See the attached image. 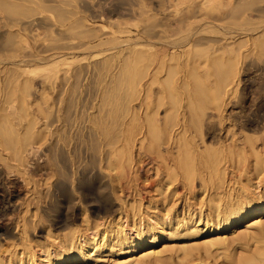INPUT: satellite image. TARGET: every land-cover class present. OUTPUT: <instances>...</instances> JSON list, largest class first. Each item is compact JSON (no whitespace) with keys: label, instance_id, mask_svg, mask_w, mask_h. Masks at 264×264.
<instances>
[{"label":"bare ground","instance_id":"6f19581e","mask_svg":"<svg viewBox=\"0 0 264 264\" xmlns=\"http://www.w3.org/2000/svg\"><path fill=\"white\" fill-rule=\"evenodd\" d=\"M84 1L85 0H0V162H3L5 167H13L15 168L14 170L17 169L19 173H22L24 182H28L29 176L27 177V174L29 172L27 173L25 166L27 148L37 143L38 139L42 141V137L45 135L44 132H46H43V130L37 127L41 121L38 122V119L33 117V113L29 111V108L32 107L30 105H33V103H30V100H33L31 99V91L34 88V78L41 77V79H43V84L46 81L54 84L61 79L65 82L78 83L88 78L87 76L89 73H93L94 70L102 80H99L100 82L111 85V87L103 86L104 90L101 89V91L107 90L110 92L111 90L116 96H107L108 98H105L104 95V98L100 96L101 99L99 97L100 102L98 105L93 104L91 107H87V111H84L81 116L79 111L82 102L76 99V123L79 120L82 122L86 121L91 125L94 123V126L92 125V127H90V131L92 128V134L95 132L96 141L94 142L97 143H95V145H91V143L90 145L95 153L96 150L97 152L98 150L100 151L98 154H100L99 158L101 163L112 171L113 174H110L112 183L120 176H127V173H129L128 170L130 171V169H133L132 165L135 161H133L132 149L137 141H139V144L147 151H149L148 149L158 151L159 148L162 147V144L168 146V151L170 149L172 150L173 147L176 148V155L170 152V154L164 158V161L167 162L166 186L172 185L171 183L177 180L179 175H183L188 179L191 178L189 182L193 184L194 179H192V177L195 175L194 166L196 163L210 165L207 176H200L199 178L202 179V182L207 178L209 179L212 187L210 190H212V194L215 196L220 195L223 191H227L226 188L230 184L227 185V174L229 165L233 163L231 162V164H228L229 160H237V162L242 165L248 163L251 167L250 171L254 172L257 176L262 174L264 171V143L260 148L257 145V138L255 139L252 136L246 135L243 138V144L244 140L245 144L238 145L236 140H234L235 134L234 131H232L233 129L225 130L224 127V124L227 122L229 129L231 127L234 128V117L237 116L227 114L225 99L227 94L235 91L233 86L238 85L235 83L239 74L238 60L240 61V58L236 53L238 47L236 45H240V43L236 44V38L240 36L246 38L252 34L256 37L258 35L259 39L255 37L257 40H264V20L255 22L254 19V21H252L246 18V16H244L245 13L244 15L241 13L240 16H243V19L239 22L237 21L238 17L236 15H238L239 11L244 10L243 12H251L252 9L249 8L250 5H254V9L256 8L255 14L257 11L264 13V8L259 10L256 7L257 5L255 6L256 0H251L249 2L243 0L242 4L246 3L247 6L243 5L249 9L248 11L244 9V6H239V0L237 6H235V2H233L235 4L232 5V1L230 0L228 2L230 3L228 4L230 5V10L227 12V9L224 10L225 12H222V9H225L224 6L227 5L224 0H157V11H159V13H155L156 11H154L152 6L154 0H86L88 2V9L82 6V2ZM227 1L228 0H226V3ZM135 5H137V7ZM107 6L114 8L119 6L122 9L124 6H127L128 13L126 11L125 13L131 18H134L131 19L128 17V19L126 16L127 19L123 18L122 20L121 18H119L120 20L116 17L112 18V16L119 17L122 14L116 13V11L113 12L112 10L111 12L113 13H110L111 15L106 18L104 16L106 15L105 7ZM97 10L102 11L99 17L110 20L109 24L113 26L117 24L121 27L122 24L124 25L127 23L128 25L130 21H135L136 23L134 25L139 28V31L135 34L136 38L122 39L126 31H110L104 24L96 26L92 21L97 18L94 13ZM169 11H171V13L170 15L167 14L169 16L167 17L166 13ZM215 11L216 13L218 11L219 14L214 13ZM213 13L217 16H214ZM258 14L256 16H258ZM41 29L44 31L41 32ZM127 33L131 34L130 31H127ZM254 41L256 40H253V42ZM262 42L260 41V44L257 46L261 45ZM252 47L254 46L252 45ZM250 53H253V51ZM257 53L259 56L263 54L259 51ZM200 54L205 56L203 57L204 59L202 58L203 60L199 57ZM225 55L228 56V58ZM261 57L263 56H260V58ZM200 59L204 61L202 65L204 63L206 64L207 61H211V64L214 62L215 64H219L216 66L221 65L223 67L224 76L222 82L221 80L219 82H214V84H212L213 86L211 85L210 88L207 85L205 86L206 89L208 88L207 90L211 92L212 99L210 100H213L214 103L212 104V101L209 100L211 104L207 102V106L211 105L210 109L213 105L215 106L213 107L218 112L219 127H223L222 130H224L225 133L230 131L231 134L232 132V136L234 137L229 144L219 141L221 144L219 147L217 146L218 148H204V151H200L194 137L189 134V136L187 135L189 130L188 126L190 125H188L185 118H181L183 112L181 113L180 107H177L180 103L176 105V103H178L177 101L180 99V97L178 100L176 99V96L180 94L178 88L181 83L178 82V76L182 70L180 65L184 63V61L187 63L182 66H186L188 62H192L193 66L195 64V71L194 69L192 70L193 66H191L190 72L194 71L195 77L198 78V76H200L198 73L204 71L198 72L197 67L200 66ZM187 72L188 69L186 70V73ZM191 74L192 73H190V75ZM192 75L194 76V74ZM205 77L203 76L204 79ZM93 79H95V77ZM188 81H190V78ZM208 81L209 79L207 82ZM200 82H203V79L200 80ZM78 84L80 85V83ZM202 84L204 85V83ZM55 91L54 87L53 92ZM202 92L206 91L203 89ZM208 93L207 96L209 95L211 97ZM141 94L143 96L145 95V98L140 101L139 112H135L133 110V102H135L136 99L133 98V96L139 95L140 97ZM41 95L48 96L46 92H42ZM204 97H206V94L205 96L203 95V97L201 95L202 99ZM229 97H231V95ZM37 104L39 105V103ZM199 104L201 106V103ZM54 105L55 103L52 104L51 108ZM84 106H86L85 103ZM195 106H197V104ZM160 108L165 109L166 114L163 119L158 118ZM196 108L199 109L198 106ZM41 109L39 108L40 111H38L43 113V109ZM66 109L67 105L65 101L59 100L58 105L56 104V113L54 115V112L49 114L51 119L49 116H46L44 111V117L47 121L45 124L49 126L56 122L59 127L61 125L63 127L66 122H69L68 119H72L70 115H67L68 111L66 112ZM205 111L206 110H200V116L199 118L197 117V119H195L193 113H191L193 117L190 116L191 118L189 120H191L192 123L196 120L197 122L194 123L195 125L191 122L190 124L195 127L197 123L201 127L206 117ZM195 114L197 115V113H194V115ZM193 118L195 120H193ZM205 122L207 123L208 121ZM210 122L211 120L209 123ZM215 124L218 125L217 123ZM198 125L196 127H199ZM204 127L208 129V126ZM201 128L198 130H203V128ZM193 129L194 128L191 130ZM193 132L195 133L194 130ZM199 132L201 135L203 134L201 131ZM198 135L196 136L198 137ZM201 135H199V137ZM197 139L199 140V138ZM262 140H264V138ZM86 141L88 142L87 139ZM79 144L81 145V143ZM146 145H148V147L145 149ZM51 146H49V150L51 149L52 151L54 148ZM76 151L75 160L77 164L78 157H81L79 156L80 152L78 153L80 150L76 148ZM150 151L152 152V150ZM88 152L90 154V151ZM159 152V154H161V149ZM142 157L144 158V156ZM160 157L162 159V155ZM99 158L97 159L99 160ZM140 158L139 156L137 159L141 161L142 158ZM60 160L59 158H49L53 173L54 175L60 174L62 177L69 179L66 165L62 166ZM147 160L144 162L145 165L148 162ZM11 161L15 164L10 163ZM65 161L64 163L66 164ZM139 165L142 166L143 164L138 163V166ZM80 167L76 165V175L85 173L86 169L80 170ZM143 167L144 166H142V168ZM102 168V170H106L104 167ZM139 169L140 168L134 166V171L138 175H140L138 173ZM155 169L158 170V168ZM1 172L2 170H0V176ZM60 175H58V177ZM228 176L230 178V175ZM1 178L2 177H0V179ZM248 182H250L249 178ZM111 188L113 194L116 195L117 189L115 185L111 184ZM247 188L249 187L245 186V188H242V195L239 196L236 194V200H234V194L232 195L229 189L227 196L228 200L225 206L216 203V201L223 199L222 196L218 199H212L209 203L211 207L209 212L211 213L206 216L204 214V219H202V213L199 214V216L195 214L196 217L193 216L194 213L192 216L188 215V219L185 217L180 218L177 216L178 214L172 215V213H170L171 215L166 218H164V216H161L163 218H157V216L150 217L138 225L135 223L134 219H127V222L123 221L121 212L116 207V201H111L110 204L112 207L108 210L109 212H107L108 214L112 213L113 217L110 220H106L105 226H102L103 228L98 229L97 227H89L88 232H83L77 229V226H72L71 230H69L67 234L65 233L66 235L63 237L59 236L60 244L53 250H45L42 255L36 257V255L31 254L28 249L24 247L22 254H26V259L20 258L16 251L10 253L7 258H3L1 252L0 264H99L103 261L101 257H99V253L111 252L116 244L119 246L120 254L128 258V260L121 262V264H142L148 260L149 257H159L162 254V251L155 249V244L157 241L166 239V228L170 230L169 237H172L178 230V226L181 225L194 233L202 229L208 234L205 247L221 246L226 248L225 246L229 247V245L226 244L230 240V235H227V233L229 232L231 235H234L235 239H233V241H241L242 237L240 235L241 238L236 236L235 229L241 225L247 224L245 229L247 234L246 240L255 242V244L258 245L257 242L260 241L258 238L264 236V189L261 187L262 190H259V187L256 186L254 192H247ZM48 192L49 191H47V193ZM9 193L3 194L0 202L2 201L4 203L6 210L11 211L12 208L14 209V197ZM20 204L22 205V216L16 221L11 218L7 220L0 227V237L3 236V234L10 235V233L13 232L12 226L15 225H17V228L22 227V233L26 237L30 224L28 216L29 205L26 200ZM84 212L86 213V211ZM69 225L71 224L67 220L65 226ZM201 226L202 228L200 229ZM221 229L226 231L223 235H220ZM254 230H256V232H254ZM2 239L3 237L1 240ZM239 245L242 244L239 243ZM263 245L261 246L263 247ZM255 247L254 249H256ZM260 247H258L259 249L257 248V250L253 248L251 251L248 250L251 252L249 255L243 253L246 255L243 256L242 254L237 260L234 259L235 262L233 264H259L264 261V247L261 249ZM183 250L187 251V247H184Z\"/></svg>","mask_w":264,"mask_h":264},{"label":"rangeland","instance_id":"374dc122","mask_svg":"<svg viewBox=\"0 0 264 264\" xmlns=\"http://www.w3.org/2000/svg\"><path fill=\"white\" fill-rule=\"evenodd\" d=\"M229 1L230 0H228L226 3V0H224L225 4L227 5L224 6L225 9H222V12H225L224 10L226 9H227L226 12L230 10V5H228L230 4L228 3ZM231 1H232V5L235 3H236L235 6L238 5L237 4L238 0L236 1L231 0ZM247 1L249 2L251 0H247ZM84 2H82V6L83 7L85 6L84 8L88 9L89 8L88 2L87 1H86L87 3L86 2L84 3ZM242 2L243 0L242 1L239 0L238 3L240 4L239 6L243 7L244 5H246V3H243L244 4L243 5ZM255 2L254 3H255V6L257 5L256 6L257 9L260 10L264 8L263 0L261 1L256 0ZM135 6L137 7V5ZM152 6L154 8V11H156L155 13H159V11H157L158 9L157 0L153 1ZM246 6H244L245 7L244 9L248 11L249 9H247ZM249 8L254 11L251 10L250 13L249 11L243 12L244 10L239 11L238 15H236L238 17L237 18L238 22L243 19V16L242 17L240 16L241 13L243 15L245 13L244 16H246V18H249V20L251 19L252 21L255 20V22H260L264 20V13L257 11V13L255 14L256 8L254 9V5H250ZM94 13L96 14L97 18H95L94 19L95 21L93 20L92 22L96 26H100L104 24L109 28L110 31H116V30L126 31V33L122 36V39H127V38L135 39L136 38L135 34L139 31V28L136 25H134L136 23L135 21H130L128 25L127 23H125L124 25L122 24L121 27L118 26L117 24H114L113 26L109 24L110 20L106 19L109 16L108 14L105 13L106 15L104 17L106 18L103 19L99 17L102 11L97 10ZM170 13L171 11L167 12L166 16L169 17L168 15H170ZM214 13H216V11ZM216 14H219L218 11ZM249 14L250 15L252 14V15L250 16ZM257 14L258 16H256ZM125 16L127 18L128 17L131 18L127 14L123 16L120 15L119 17L112 16V18L116 17L118 19L121 18L122 20L123 18L124 19L126 18ZM214 16H217V15H214ZM133 18L134 17H132L131 19ZM41 30H42L41 32L44 31L43 29ZM127 31H130L131 34L129 33L130 34L129 35ZM255 37H256L255 35L251 34L250 36L246 38L243 36L236 38V44L240 43V45L238 44L236 45L238 46L236 53L238 54L240 58V61L238 60L239 74H238V77L236 78L237 81L235 83L238 85H234L235 87L233 86V89L235 91H232L233 93L231 92L227 94L225 96V99H226V106L228 107V108L226 107L227 114H231V115L233 114L234 116L236 115L237 116L234 117V120H235L234 128L231 127L229 129L227 126V122L226 124H224L225 130L233 129L232 131H234L235 138L232 136V132L231 134H230V131L228 133L226 132L228 134L227 135L225 131L222 130L223 127H219L220 126L219 116L217 115L218 114L217 110L214 108L215 106L213 105L214 107L212 106L211 109H210L211 105L207 106L208 103L211 104L209 100L212 99V94L211 92H209V90H207L208 88L206 89L205 86L207 85L210 88L211 85L214 84V82H219L220 80L222 82V79L224 76L223 67L221 65L216 66L219 64H215L214 62H212L213 64H211L210 63L211 61H207L206 64L204 63L205 65L203 64L204 65L203 66L202 63L204 61H201V59L205 56H202L200 54V56L199 55L198 56L201 57V59L199 60L201 61V63H200V66L197 67L198 72L203 71V70L205 72L204 71L202 73L200 72L201 74L198 73V75H200L201 77L198 76L197 78L195 77V72H194L195 64L193 66L192 62L191 63L188 62V64L186 65L187 67L182 66L187 63L186 61H184V63L180 65V67H182L181 68L182 70L180 71L181 74L179 73L178 82L179 83L181 82L180 83L181 87L178 84L180 94L176 96V99L178 100V98L180 97L181 102L179 99L176 105L180 103L177 107L178 108L180 107L181 110L180 109L179 110L181 113L182 112L185 113V114L183 113L181 114L182 115L181 118H185L188 125H190L188 126L189 130H188L187 135L189 134L190 136L194 137V140L196 141V144L198 148L200 149V151L202 150L204 151L206 148H213V149L214 147L218 148L222 142L229 144L232 142L233 138L234 140H236V143L238 145H244L245 140L243 144V138L246 135L252 136L255 139L257 138L258 139L257 141L258 143L256 142L257 145L260 148L261 146H263L264 140L262 139L264 138V52H263L264 40L263 39L257 40L259 39L258 35L256 37L257 39ZM253 40H256V41L253 42ZM260 41L261 42L263 41L262 44L257 46L258 44H260ZM252 45L254 47H252ZM257 50L263 53L262 55L260 54V56H263V57L260 58V56L257 53L258 52ZM251 51H253V53H250ZM226 57L228 58V56ZM208 65H209V68H208ZM191 66H193L192 70L194 69V71L192 72H190ZM202 66H203V69H202ZM187 69H188L189 74L188 72L186 73ZM190 73L194 74V76L192 74L190 75ZM203 74H205L206 77ZM202 75L205 77V79L203 78ZM188 76L190 78V81H188L189 79ZM87 77L88 78L82 81L83 83L78 82L80 83V85L76 82H65L62 79L56 81L54 84L52 82H47V81L44 82L43 84V79H41V77L34 78V82H33L34 88L31 91V95H32L31 99L33 100L32 101L30 100V103H33V105L32 104L30 105L32 107H30L31 110L29 108V111L30 113H33L32 114L33 117H36L38 119V122L41 121L39 122L38 124L39 126L37 125V127L40 128V130H43V132L46 131L44 132L46 136L43 135L42 141L41 139L40 140L38 139V141L36 140L37 143H34L35 145L33 144L32 146H29L27 148L28 150L26 151V154H25L26 159H27L25 161V166H26L27 173L29 172L27 174V177L29 176L28 182L26 183L24 182L22 173H19L17 169L14 170L15 168L13 167L9 168L8 166H7L8 167L7 169V167H5L3 162H0V170H2L1 176H0L2 177L0 179L1 180L0 181V200L3 194H8L9 192H10L9 194H11V196L14 197L13 199L14 209L12 208L13 211L12 209L11 211L6 210L4 203L2 201L0 202L1 203L0 204V227L10 218L16 221L20 218V216H22V213H21L22 205L20 203L25 202V200L28 202V205H29L28 206V210H29L28 216L30 219V224H29L26 237L22 233V227L17 228V225L12 226L14 233L12 232L10 233V235L3 234V236L0 237V241H1L0 242V253L2 252L1 256L3 258L5 257L7 258L10 253L16 251V253L19 255L20 258L26 259V254H22L24 247L28 249V251L31 254L36 255V257L42 255L43 251L45 250H53L60 244L59 236L63 237L64 235H66L67 232L71 230L72 226H77V229L82 230L83 232H88L89 227H97L98 229L103 228L105 226L106 220L107 219L110 220L113 217L112 213L108 214L109 212L108 210L112 207V205L110 204L111 201H116V207L118 210H120L121 218L123 219V221H126L127 219L128 220L134 219L135 223L139 225L140 223H143L144 220H147L150 217L157 216V218H163L161 216H164V218H166L171 215L170 213H172V215L178 214L177 216H179L180 218L185 217L186 219L189 218L188 215L192 216L193 213H194L193 214L194 217H196L197 214H198L197 216H199V214L202 213V219H204L203 217L204 214L206 216L207 214L211 213L209 212L211 209L209 203L212 199L214 198L218 199L219 197L222 196L223 199H221L220 201L219 200L216 201V203L218 204L220 203L221 205L225 206L228 200L227 196H228L229 189H230L229 190L230 193H232V195L234 194L233 195L235 197L234 200H236L237 195L239 196L242 195V188H245V186L249 187L246 190L247 192H254V188L256 186L259 187L258 188L259 190H262V188L264 189V171L262 172V174H260V176H257L256 174H254V172L250 171L251 170V167L249 166L250 164L248 165V163H245L242 165V164H239L237 160H233V161L229 160L228 164H231V162L233 163L232 165H229V169H228L229 171L227 174V178H228L227 185L229 183L230 184L227 186L228 189L226 188L227 191H223L220 195L215 196L214 194H212V190H210L212 189V187H211V183L208 178L203 182H202V179L199 178L200 176L206 177L207 174L209 173L210 165H207L205 163L195 164L194 166L195 175H193L195 178L192 177V179H194L193 184H190L189 182L191 178L188 179L187 177L183 175H179L177 180L171 183L172 185L166 186L167 184V175H166L167 174V171H166L167 162L164 161V158L165 156L170 154V152L176 155V148L173 147L172 148L173 151L171 149L168 151V146H164L165 144H162L161 145L162 147L159 148L158 151L157 150L154 151L153 149H148L149 151L152 150V152L151 151L149 152L147 150H144V147H142L141 144H139L140 143L139 141L135 143L132 149V154H133L132 156L134 159L133 161H135L133 162V165H132L133 169H130V171L128 170L129 173H127L128 175L126 174L127 176L125 177L123 176L124 178L120 176L114 180L115 183L114 182L112 183V180L110 177V174L112 173V171L109 168L105 167L103 163H101L100 158H99L100 154H98L100 151L98 150L97 152L96 150V153H95V151H93L92 146H91L97 143V142H94L96 141L95 134H94L95 132L92 134V131H93L92 128L90 131V127H92V125L94 126V123H92L91 125L88 122L86 121L82 122L81 120H79L76 123V99L81 100L82 102L81 109L79 111L80 116H81L84 111H87L88 109L87 107H91L93 104L98 105L103 95L105 98H108V97L116 96V94H113L111 90L110 92H108L107 90L101 91V89H103V86L111 87V85H108V84L106 85L104 82H100L102 80L99 78L96 71L93 70V73L92 72L89 73ZM94 77L95 79H93ZM202 79H203V82H200V80ZM206 79L207 80L209 79V81L207 82ZM202 83H204V85ZM52 87L53 88L55 87V90H56L55 92H53ZM203 89L206 92H202ZM183 90L185 91V93ZM100 91L103 92L104 94L101 93ZM42 92H46L48 96L41 95ZM204 93L206 94V97L202 99L201 95L202 97L203 95L205 96ZM207 93L211 95V97L208 95L209 99H208ZM230 95L231 97H229ZM57 98L59 100L65 101L67 105L66 112L68 111L67 115H70L72 119L70 120L68 119L69 122L68 123L66 122V124L63 125V127L62 125L59 127V125L56 122L47 126L45 124L47 123V121L44 117L45 116L44 111L46 113V116H49L51 119V116L49 114L54 112L53 113L54 115L56 113L55 111L56 104L58 105V102H59ZM133 98L136 99V101L133 102V107H134L133 110L135 112H139L138 110H140L139 109L140 101H142L145 98V95L143 96L141 94L140 97L139 95H135L133 96ZM227 99H228V102H227ZM210 101H212V104H214L213 100H210ZM37 103H39V105ZM53 103H55V105L51 108ZM84 103L86 104V106H84ZM199 103H201V106H205V107H201ZM196 104L199 109L201 108L200 110L207 111V113L205 111L206 120L204 118V123H202L201 125L203 130H198L201 127L197 123H196V126L198 125L199 127L192 126V124L195 125L194 123L197 122V120L196 121H193V120L197 119V117L199 118L200 116L199 115L200 110L196 108L197 107L195 106ZM39 108L43 109L42 111L43 113L39 112L40 111ZM196 109L198 112L196 111ZM191 113H193V116L195 117V119L193 118L192 120L193 123L191 122V120H189L191 118L190 116H192ZM194 113H197V115L196 114L194 115ZM165 114H166L165 109L160 108L158 118L163 119ZM208 117H211V118H208ZM210 120H211L210 122L211 124L209 123ZM205 121H208V122L206 123ZM190 122L192 124H190ZM215 123H217L218 125H216ZM203 125L206 127L208 126V129L205 128ZM192 128H194L193 130L195 131V133L193 132V130H191ZM199 131H201V133L203 134L201 135ZM192 132H193V135H192ZM194 134L196 135L199 134L202 137L201 136L199 137V135L197 137ZM197 138H199V140ZM86 139L88 140V142L86 141ZM201 141H205V142H201ZM79 143H81V145ZM49 146L54 148L52 150L53 152L51 151V149L49 150L50 148ZM147 147L148 145L145 146V149ZM76 148L80 150L78 151V153L80 152L79 156L81 157V158L78 157L77 164L75 160L76 152H77ZM160 149H161V154H159ZM88 151H90V154ZM57 153L59 156L57 155ZM97 154H98V157H97ZM158 154L160 156L162 155V159ZM95 156H96V159H95ZM139 156L142 158L141 161L137 159ZM142 156H144V158ZM147 156L148 158L149 157L150 158L148 159ZM51 157L57 158V159L59 158V160L61 159L60 161L62 163L60 164L62 166L66 165V170L69 173L70 180L68 178L62 177L60 174H58L60 175L59 177L58 175H54L53 168L51 167L49 163V158ZM63 158L65 159L67 158L66 161ZM97 158H99V160ZM146 160L148 162L145 165L144 162ZM64 161L66 162V164L64 163ZM137 162L140 164H143L142 166H144L143 168L145 171L143 170L141 165L138 166ZM10 163L15 164L13 161H11ZM76 165L77 167L81 166L80 170L86 169L85 173L82 175L80 174L76 175L75 173ZM134 166L136 168L137 167L140 168L138 171L140 175L135 173ZM102 167H104L106 170H102L103 169ZM155 168H158V170H156ZM108 171L109 172L111 171V172L109 173ZM228 175H230V178ZM248 178L250 182H248ZM111 184L112 185L114 184L117 189L116 195H114L112 192ZM249 189H252V190H249ZM47 191L49 192L47 193ZM84 211H86V213ZM67 220L71 224L69 225L70 227L65 226V223ZM246 225L247 224L241 225L235 229L236 236L240 235L242 238L240 236L239 237L242 240L244 239L243 241L241 240V241L235 242L236 240L233 241V239H235L234 235H231V233L229 232L227 233V235H230V238H229L230 240L226 244V245H229V247L225 246L226 248H223L221 246H214L210 248H208V246L205 247V241H207L208 234H206L201 229L202 226L200 227L201 230H199L197 233H194L191 230H187L182 225L178 226L179 228L176 227L178 230L176 231L175 234H173L172 237H169L170 230L166 228V231H165V234L167 236L166 239L157 241L155 244V249L162 251V254L159 256L161 258L151 256L149 257L148 260H146L142 264H230L231 262H232L231 264H233L235 262L234 259L237 260L239 256H241L243 253H246L249 255L251 254V252L249 251H251L252 248L254 249V247L256 246L255 247L256 249L254 250H257L258 247L264 244V236H262V238H258L260 240L259 242H257L258 245H256L255 242L246 240L247 239L246 238L247 234L245 231ZM225 232L226 231L221 229L220 235H223V233ZM254 232H256V230H254ZM2 237L3 239L1 240ZM239 243H241L242 245H239ZM115 246L111 252L99 253V257H101V259L103 260L99 264H121V262L128 260V258L125 255L120 254L119 246L117 244ZM184 247H187V251L183 250ZM263 247L261 246L260 249ZM245 255L243 254V256ZM259 264H264V261L260 262Z\"/></svg>","mask_w":264,"mask_h":264},{"label":"flooded vegetation","instance_id":"af4514ba","mask_svg":"<svg viewBox=\"0 0 264 264\" xmlns=\"http://www.w3.org/2000/svg\"><path fill=\"white\" fill-rule=\"evenodd\" d=\"M115 6V5H114ZM127 9H128V7L127 6H124V8L122 9V8H120L119 6H116L115 8L114 7H105V10H106V14H108V15H111L114 11H116V13H122L121 15H125L126 13H125V11L127 12ZM108 10V11H107ZM111 10L113 11V12H111ZM110 11V12H109ZM111 13V14H110ZM124 13V14H123ZM128 13V12H127Z\"/></svg>","mask_w":264,"mask_h":264}]
</instances>
